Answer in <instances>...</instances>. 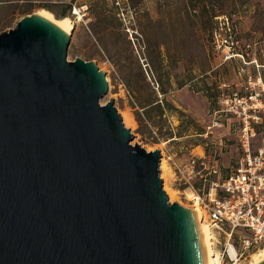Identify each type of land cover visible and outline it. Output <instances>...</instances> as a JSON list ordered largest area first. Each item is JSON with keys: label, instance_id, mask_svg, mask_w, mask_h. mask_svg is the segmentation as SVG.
<instances>
[{"label": "water", "instance_id": "1", "mask_svg": "<svg viewBox=\"0 0 264 264\" xmlns=\"http://www.w3.org/2000/svg\"><path fill=\"white\" fill-rule=\"evenodd\" d=\"M36 13L0 32V264H206L158 149L131 145L95 61ZM264 264V256L253 262Z\"/></svg>", "mask_w": 264, "mask_h": 264}, {"label": "rangeland", "instance_id": "2", "mask_svg": "<svg viewBox=\"0 0 264 264\" xmlns=\"http://www.w3.org/2000/svg\"><path fill=\"white\" fill-rule=\"evenodd\" d=\"M186 5L185 0H0V32L41 11L68 19L66 60H93L105 71L107 90L99 103L112 98L131 145L159 150L162 189L175 193L167 201L193 209L188 186L198 179L183 183L176 167L202 153L214 155L220 169L234 161L236 120L217 110L247 76L264 82V0H207L195 22ZM194 11L199 14L198 7ZM218 16L226 24L218 25ZM215 29L219 45L212 42ZM211 235L218 264H224V240ZM259 252L238 256L235 264H250Z\"/></svg>", "mask_w": 264, "mask_h": 264}, {"label": "built area", "instance_id": "3", "mask_svg": "<svg viewBox=\"0 0 264 264\" xmlns=\"http://www.w3.org/2000/svg\"><path fill=\"white\" fill-rule=\"evenodd\" d=\"M216 20L218 25L227 22L223 16ZM218 36L215 29L212 42L216 45L221 43ZM223 41L228 50L230 43ZM220 106L217 111L230 113L236 120L234 161L220 169L214 155L194 154L176 171L183 183L197 177L198 185L188 186L192 201L201 211V219L207 221L210 234L213 231L224 240L221 262L235 264L236 257L264 249V82L260 76H247L238 90H229Z\"/></svg>", "mask_w": 264, "mask_h": 264}, {"label": "bare ground", "instance_id": "4", "mask_svg": "<svg viewBox=\"0 0 264 264\" xmlns=\"http://www.w3.org/2000/svg\"><path fill=\"white\" fill-rule=\"evenodd\" d=\"M75 12L78 13L77 9H75ZM36 14L51 20L58 27H60L61 29H63L66 32H68L70 30L71 24H70L68 19L55 20L52 18V16H50V14H48L45 11H41V12L36 13ZM159 169H160V162H159ZM161 169H162V164H161ZM166 192L168 194L167 197L169 198L170 201H172L175 197V193L170 192L168 190H166ZM187 198L190 200H193L194 195L189 193V194H187ZM190 209L195 210L196 216H197L196 224H197V226H201L202 246H203L206 264H218V255H217L218 253L216 254L212 249V240H211L212 238H211L210 230H209L208 225L204 223V220L201 219L202 218L201 211L197 208L195 203H193V209L192 208H190ZM256 251H260V252L256 255H254V258L250 264H253V262H255L256 260H258L259 258L264 256V249H258Z\"/></svg>", "mask_w": 264, "mask_h": 264}, {"label": "trees", "instance_id": "5", "mask_svg": "<svg viewBox=\"0 0 264 264\" xmlns=\"http://www.w3.org/2000/svg\"><path fill=\"white\" fill-rule=\"evenodd\" d=\"M207 0H185V4H187L186 6L189 8L190 10V14H189V17H190V20L194 21L196 20V18L198 17V15H203L205 14V2ZM209 1V0H208ZM198 7V11H199V14L195 13L194 9ZM199 23H201V21L199 20ZM235 233H238V232H235Z\"/></svg>", "mask_w": 264, "mask_h": 264}]
</instances>
